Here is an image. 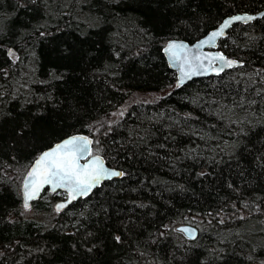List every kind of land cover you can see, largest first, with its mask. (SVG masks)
Masks as SVG:
<instances>
[{"label":"trees","instance_id":"1","mask_svg":"<svg viewBox=\"0 0 264 264\" xmlns=\"http://www.w3.org/2000/svg\"><path fill=\"white\" fill-rule=\"evenodd\" d=\"M263 6L0 0V264L264 261V16L219 40L242 64L218 75L176 86L162 52L169 39L193 42ZM171 85L152 100L138 95ZM73 133L123 175L49 224L26 217L28 167ZM181 223L197 236L176 230Z\"/></svg>","mask_w":264,"mask_h":264},{"label":"snow or ice","instance_id":"2","mask_svg":"<svg viewBox=\"0 0 264 264\" xmlns=\"http://www.w3.org/2000/svg\"><path fill=\"white\" fill-rule=\"evenodd\" d=\"M242 19L245 17L235 16L231 20H225L217 31L210 33L207 39L199 43L201 45L210 43L215 37L223 35V30L228 27L231 21ZM247 19L252 20L254 17L248 16ZM164 50L174 60L181 61L180 70L184 76L191 74L195 67H203L204 60H207L208 65H211L213 60L225 59L219 53L214 57L208 55L202 57L200 54H194L191 59L186 53L181 56L180 53L185 52V46L175 42H169ZM225 63L227 67H231L235 62L229 60ZM185 65H187V71H185ZM210 70L216 71V69ZM91 143L92 141L87 137L72 136L41 153L32 163L25 177L24 207H29V201L36 197L40 188L45 184L54 185V189L65 188L68 192V201L71 202L77 196L87 195L94 186L100 183L101 179L123 175L122 172L106 169L99 156H92L86 163L81 164L80 159L84 157L85 153L91 156L88 147ZM63 207H65L64 204L57 205V211ZM117 239L119 238L117 237Z\"/></svg>","mask_w":264,"mask_h":264},{"label":"water","instance_id":"3","mask_svg":"<svg viewBox=\"0 0 264 264\" xmlns=\"http://www.w3.org/2000/svg\"><path fill=\"white\" fill-rule=\"evenodd\" d=\"M235 16H242V17H245V19L231 21V23L228 25V27L223 30V35L215 37L210 43L204 44V45H201L199 43L200 41L207 39L209 37L210 33L214 32V31H217L220 28V26L224 23L225 20H231V18L235 17ZM248 16L254 17V19L261 18L262 16H264V6H263V8L261 10L256 11V12L243 11V12H237V13H234V14H231V15H228V16L224 17L215 27L210 29L205 35H203L202 37L198 38L197 40H194L193 42H188V41H186L184 39H176V38H172V39L167 40L165 45L162 48V52H163V55H164V57L166 59L168 67L171 70H173L174 73H175V85L176 86H181V85H184L185 83H187L188 81H190L192 79L200 78V77H207V76H215V75H218V74L224 72L225 70L236 68V67L240 66L242 64V62L240 60H237V59H235L233 57L228 56L226 53H224L219 48V40L226 36L228 30L230 29V27L233 24H235V23H248V22H251L252 20H254V19L248 20L247 19ZM169 42H175V43H178V44H183L185 46V52H181L180 54H181V56H183L186 53L190 59H191V57L194 54H200L202 57L205 56V55L214 57L217 53L222 55L225 59L224 60H213V63L211 65H208L207 60H204L203 61L204 66L203 67H195L194 71L191 74H189L188 76H184L183 73L180 70L181 61L174 60L173 57L169 53L165 52V50H164ZM229 60L235 62L231 67H227L226 63H225L226 61H229ZM210 69H216V71H212ZM185 71H187V65H185ZM181 80H182V82H181ZM72 136L87 137L91 141V139L86 134L73 133V134H70V135H67V136L61 138L60 140L54 142L52 145H50L47 148L43 149L33 159V161L31 162L30 166L28 167V169H27V171H26V173H25V175H24V177L22 179V182H21V197H22L23 206H24L25 177L27 176L28 171L30 170V167H31L32 163L35 161V159L41 153L50 150L56 144H59L63 140L68 139L69 137H72ZM88 147L90 149L91 156L88 153H85L84 157L80 159V163L81 164L86 163L88 159L92 158V156H99V157H101L103 165H104V167L106 169L115 170L117 172H122V170H120V169H117V168L109 166L106 163L104 157L101 154H98V153L92 154V143ZM121 176H112L110 178L101 179L100 183L98 185L94 186L92 188V190L94 188L100 186L105 180H109V179H112V178H119ZM45 189H47L51 193H54V192H56L58 190H62L64 192H66L67 198L57 201L55 203V205H54V208L56 209V211H57V205H60V204H64L65 205V207L61 208L58 212H61L64 208H66L72 202L76 201L78 198H84V197H86L88 194H90L92 192V190H91L87 195L77 196L76 199L71 200V202H69L68 201V192H67V190L65 188H55L54 189V185L45 184V185H43V187L40 188V190H39L38 194L36 195V197L29 201V206H31L33 201H35V200L40 198L42 192ZM175 228H176V230L181 231L189 239H194L197 236V233H198V229L194 225L189 224V223L178 224V225H176Z\"/></svg>","mask_w":264,"mask_h":264},{"label":"rangeland","instance_id":"4","mask_svg":"<svg viewBox=\"0 0 264 264\" xmlns=\"http://www.w3.org/2000/svg\"><path fill=\"white\" fill-rule=\"evenodd\" d=\"M174 85H171L170 87L164 88L160 91H154V92H148V93H138V95L141 96V98H146L148 100H152L155 98H158L160 96L165 95L168 93ZM138 97V96H137ZM140 98V97H139ZM66 194L63 192H55V193H45L42 196L43 204L42 205H31L28 208L24 207V214L26 217L30 219H34L42 224H49L51 222V219L58 213L54 209V205L57 201L63 200L65 198ZM64 210V209H63ZM253 264H264V261L255 262Z\"/></svg>","mask_w":264,"mask_h":264},{"label":"bare ground","instance_id":"5","mask_svg":"<svg viewBox=\"0 0 264 264\" xmlns=\"http://www.w3.org/2000/svg\"><path fill=\"white\" fill-rule=\"evenodd\" d=\"M165 45V44H164ZM90 138V137H89ZM91 139V138H90ZM91 141H92V139H91ZM67 198V196H65V198L64 199H66Z\"/></svg>","mask_w":264,"mask_h":264}]
</instances>
